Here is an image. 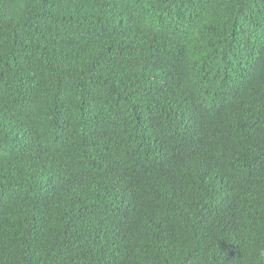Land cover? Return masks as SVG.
I'll use <instances>...</instances> for the list:
<instances>
[{"label": "trees", "instance_id": "16d2710c", "mask_svg": "<svg viewBox=\"0 0 264 264\" xmlns=\"http://www.w3.org/2000/svg\"><path fill=\"white\" fill-rule=\"evenodd\" d=\"M0 264H264V0H0Z\"/></svg>", "mask_w": 264, "mask_h": 264}]
</instances>
